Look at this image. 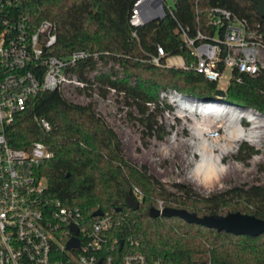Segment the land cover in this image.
Returning a JSON list of instances; mask_svg holds the SVG:
<instances>
[{
  "label": "trees",
  "instance_id": "obj_1",
  "mask_svg": "<svg viewBox=\"0 0 264 264\" xmlns=\"http://www.w3.org/2000/svg\"><path fill=\"white\" fill-rule=\"evenodd\" d=\"M134 0H24L34 27L46 18L54 23L56 42L52 54L64 57L74 49L100 53L99 62L108 65L92 80L84 76L97 66L87 60L76 68L79 79L88 88L100 84L120 93L123 103L135 109L127 114L143 127L145 133L161 140L164 130L157 116L169 106L159 98L161 91L171 90L194 99L216 100L215 84L199 73L186 69L157 67L146 61L147 53L161 44L167 53H180L186 61V49L175 31L172 17L165 15L138 28L137 39L131 37L127 16ZM211 5L229 8L250 28L257 29L264 40V16L256 12L251 0H175V17L194 29L205 19ZM112 64L117 65L114 69ZM224 102L264 114V69L255 77L245 76L241 83L231 82L224 91ZM85 96H90L85 93ZM4 130L13 148L27 149L32 142L43 143L52 157L35 168L44 177L45 194L69 207H79L90 217L96 209L113 211L123 217L120 236L138 239L137 247L149 260L160 258L163 264H264V233L257 236L232 235L178 217L148 216L150 207L162 200L164 206L185 209L196 215L233 213L235 211L264 219V186L249 185L203 196L183 185L175 184L178 193L168 192L147 172L144 165L127 160L120 140L91 103H72L60 92L41 91L28 98L24 110L17 112ZM44 118L48 129L37 124ZM245 160L255 152L241 143ZM141 192L136 210L129 209L125 197L132 188Z\"/></svg>",
  "mask_w": 264,
  "mask_h": 264
},
{
  "label": "built area",
  "instance_id": "obj_2",
  "mask_svg": "<svg viewBox=\"0 0 264 264\" xmlns=\"http://www.w3.org/2000/svg\"><path fill=\"white\" fill-rule=\"evenodd\" d=\"M171 1L134 0L127 16L130 34L137 39L142 24L169 15L188 61L180 53L165 52L158 43L146 61L197 72L223 93L231 82L241 83L243 77H255L264 69L262 34L229 8L211 5L203 21L196 16L198 25L192 29L175 17V0ZM55 42L53 22L43 18L32 27L24 0H0V264H163L160 258L147 259L137 249L138 239L120 236L123 217L114 210L86 217L79 207L46 196L44 177L35 174L36 166L52 157L43 143L32 142L24 150L7 142L5 127L24 110L30 96L41 91L60 92L64 98L69 93L85 96L88 82L77 77L76 68L87 60L97 61V67L102 64L100 53L87 49L56 57ZM97 67L83 75L92 80ZM35 120L48 129L44 118ZM140 197L133 187L132 198L139 202ZM164 207L157 200L153 208L160 212ZM72 237L77 246L66 247Z\"/></svg>",
  "mask_w": 264,
  "mask_h": 264
},
{
  "label": "rangeland",
  "instance_id": "obj_3",
  "mask_svg": "<svg viewBox=\"0 0 264 264\" xmlns=\"http://www.w3.org/2000/svg\"><path fill=\"white\" fill-rule=\"evenodd\" d=\"M167 2L172 4L171 0ZM110 65L99 64L95 75L107 72ZM112 66L117 69L116 64ZM99 86L98 83L88 88L86 93L90 96L69 93L66 98L81 104L91 103L116 132L123 156L136 165L146 166L147 172L166 191L178 193L174 185L179 184L208 196L236 186H264V114L224 102V93L222 97L214 93L216 100L209 101L171 90L161 91L159 98L169 109L157 116L158 126L164 130L162 139L158 140L131 119L127 111L136 115L135 109L124 105L120 93L102 86L106 93L101 96ZM193 103L210 107L201 109ZM229 108L250 110L255 117L250 120L234 116ZM241 143L255 150L245 160L239 159L245 154V149H240ZM208 167L217 171L220 180L212 183L201 174Z\"/></svg>",
  "mask_w": 264,
  "mask_h": 264
},
{
  "label": "water",
  "instance_id": "obj_4",
  "mask_svg": "<svg viewBox=\"0 0 264 264\" xmlns=\"http://www.w3.org/2000/svg\"><path fill=\"white\" fill-rule=\"evenodd\" d=\"M256 8V12L259 16H264V0H251ZM215 94L218 96H223V91L217 89ZM126 206L131 210H136L138 208V202L131 196H126L125 198ZM101 210L96 209L92 213L93 216L100 215ZM148 216L158 217H178L183 219L185 222L190 224L201 225L206 228L213 229L215 231H225L232 235H247V236H257L264 233V219L255 217L254 215L243 214L240 212L221 214H210V215H196L193 212H189L183 208L177 209L173 207L165 206L160 212L153 207H150L147 212ZM70 229L75 234L76 228L70 226ZM121 244V243H120ZM77 240L72 237L67 243L66 247H76Z\"/></svg>",
  "mask_w": 264,
  "mask_h": 264
},
{
  "label": "bare ground",
  "instance_id": "obj_5",
  "mask_svg": "<svg viewBox=\"0 0 264 264\" xmlns=\"http://www.w3.org/2000/svg\"><path fill=\"white\" fill-rule=\"evenodd\" d=\"M190 103V102H189ZM184 104V103H183ZM192 104V103H191ZM195 107H200L202 108H207L210 107V105H199L197 103H193ZM229 111H232V115L234 116H240V117H246L247 119L253 120L255 116H253V113L250 110H236V109H231L229 108ZM218 122V121H217ZM233 139V138H232ZM204 177H209L208 179L211 180L212 183H215V181L220 180V177L217 173V171L211 167L206 168V170H203L201 173ZM197 177V176H196ZM201 178V177H200Z\"/></svg>",
  "mask_w": 264,
  "mask_h": 264
}]
</instances>
